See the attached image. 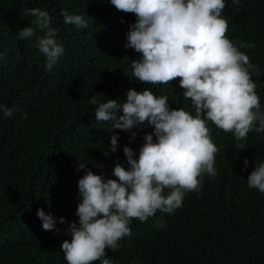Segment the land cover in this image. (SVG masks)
<instances>
[{"label":"trees","instance_id":"obj_1","mask_svg":"<svg viewBox=\"0 0 264 264\" xmlns=\"http://www.w3.org/2000/svg\"><path fill=\"white\" fill-rule=\"evenodd\" d=\"M225 5L227 38L256 65L249 72L264 111V0H225ZM34 8L49 13L64 48L51 71L35 47L44 33L32 24L28 10ZM61 10L82 15L88 27L66 25ZM135 21L134 14L116 10L108 0H0V105L14 110L11 117L0 112V264H67L60 246L71 240L67 229L79 219L78 180L85 174L79 163L116 179L115 163L128 167L124 146L138 156L144 135L154 131L137 126L132 138L112 129V122H98L95 106L88 104L93 95L102 92L101 102L121 103L128 90L147 88L167 96L170 108L195 115L179 78L151 85L132 76L131 60L140 54L125 44ZM31 26L35 35L18 39ZM244 42L255 47L240 48ZM208 127L219 149L216 178L202 176L199 192L186 193L172 214L133 219L131 236L117 250H106L110 264H264V194L247 187L255 165L264 162V132H249L238 149L232 133L210 121ZM113 134L117 151L105 155ZM38 209L55 218L53 230L42 228Z\"/></svg>","mask_w":264,"mask_h":264},{"label":"clouds","instance_id":"obj_2","mask_svg":"<svg viewBox=\"0 0 264 264\" xmlns=\"http://www.w3.org/2000/svg\"><path fill=\"white\" fill-rule=\"evenodd\" d=\"M116 10L134 14L129 25L125 48L140 54L131 60L132 76L143 84H168L179 78L183 96L191 101L195 115L184 108L172 109L168 97L156 96L147 88L130 89L126 101L101 102L104 93H96L88 104L95 106L98 122H112V129L131 133L147 124L154 131L146 133L138 156L124 146L127 168L117 161L105 179L79 163L85 174L78 180V222L69 225L71 240L60 249L67 264H110L106 250L115 251L120 241L131 236L133 219L146 222L156 213H174L182 207L185 194L199 192L200 178L217 176L215 157L219 149L212 140L208 122L225 133H232L236 147L244 148L251 131L264 132V111L249 69L256 70L249 56L227 38L228 22L221 13L225 0H108ZM238 4L239 0H232ZM32 24L44 33L36 37L35 47L47 58L48 71L64 52L58 43L49 13L29 9ZM63 22L87 28L82 15L61 10ZM35 35L26 27L18 33L25 40ZM240 48H254L241 43ZM3 54L0 53V59ZM13 109L0 105L4 117ZM119 114V115H118ZM155 137V140H154ZM118 136L111 135L107 152L115 153ZM245 169L249 161H243ZM78 169V170H79ZM247 187L264 194V162L255 165L247 178ZM42 228L51 231L55 218L37 210ZM63 217L60 223H65ZM163 227V225H159Z\"/></svg>","mask_w":264,"mask_h":264}]
</instances>
